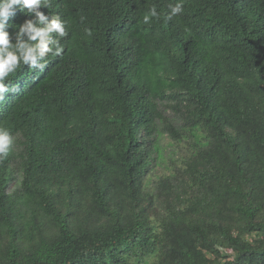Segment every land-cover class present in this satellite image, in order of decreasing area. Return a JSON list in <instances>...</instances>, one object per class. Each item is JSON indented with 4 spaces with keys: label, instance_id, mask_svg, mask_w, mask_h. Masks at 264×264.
I'll list each match as a JSON object with an SVG mask.
<instances>
[{
    "label": "trees",
    "instance_id": "obj_1",
    "mask_svg": "<svg viewBox=\"0 0 264 264\" xmlns=\"http://www.w3.org/2000/svg\"><path fill=\"white\" fill-rule=\"evenodd\" d=\"M176 2L42 9L68 35L0 111V264H264V0Z\"/></svg>",
    "mask_w": 264,
    "mask_h": 264
},
{
    "label": "clouds",
    "instance_id": "obj_2",
    "mask_svg": "<svg viewBox=\"0 0 264 264\" xmlns=\"http://www.w3.org/2000/svg\"><path fill=\"white\" fill-rule=\"evenodd\" d=\"M183 7V0L169 3L166 19L170 21L181 14ZM50 8L51 0H0V111L7 102H11L12 108L15 109L34 89L30 86L17 91L16 74L21 66L29 69L26 77L31 79L34 70L43 71L47 67L52 70L53 63L50 65L47 62L49 57H59L65 52L61 38L68 35L67 21L61 19L62 15L57 12L49 10L48 15L42 10ZM17 12L27 17L18 25L15 24L18 20ZM160 15L154 4L143 15V23L149 24L152 18L159 19ZM84 20L85 18L81 17V23ZM85 32L89 36L92 35L90 28H86ZM132 70L135 71V68ZM109 74L112 75V70ZM54 89L52 98L62 94L60 88ZM13 143L14 137L9 129L0 127V160L8 156Z\"/></svg>",
    "mask_w": 264,
    "mask_h": 264
},
{
    "label": "rangeland",
    "instance_id": "obj_3",
    "mask_svg": "<svg viewBox=\"0 0 264 264\" xmlns=\"http://www.w3.org/2000/svg\"><path fill=\"white\" fill-rule=\"evenodd\" d=\"M162 147L164 148V150H167V151H171L172 150V148L171 149H169L168 147V141H166V140H162Z\"/></svg>",
    "mask_w": 264,
    "mask_h": 264
}]
</instances>
